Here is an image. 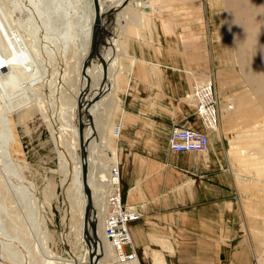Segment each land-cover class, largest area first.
Instances as JSON below:
<instances>
[{"label":"bare ground","instance_id":"obj_1","mask_svg":"<svg viewBox=\"0 0 264 264\" xmlns=\"http://www.w3.org/2000/svg\"><path fill=\"white\" fill-rule=\"evenodd\" d=\"M112 1L114 0L110 2ZM132 1L134 2L133 6L123 7V13L120 14V17L115 15L116 17L114 16L115 19H113L120 26L122 24V32H120L117 41H114L115 47H113L116 50L115 53L117 52L115 58L111 57L110 49L101 46L100 55L105 61L106 69H103L100 63L93 60L87 66L85 74H83V62H85L89 52L91 30L95 18L93 0H89L90 13L84 30L82 49L77 51V56L67 66V76L62 78L65 79L62 81L64 85L65 83L67 84L69 90L66 92L67 94L63 92L59 94L60 107L57 115L58 119H63L62 131H66L70 136L69 147L74 170L72 171L73 178L67 189V194L73 204L74 211L72 212L70 229L73 232L72 234H74L73 243L76 246V250H74L79 251V264H89V256L93 257V264H140L136 256L131 260L125 257V253L120 256L114 244L106 237L108 224H111L121 214L120 210L134 212V214L139 215L138 220L131 223L127 228L128 240L131 242L133 249L135 248V239L143 243V247H145L144 255H147L152 264H166V262L161 250L149 248L148 253V241L158 245L160 249H166L170 256H173L176 252L171 242L163 238L165 233L160 234L161 232H159L157 234L158 231L151 230L149 235H147L143 232L144 223L148 221L143 218L141 212L142 209L139 202L143 201V195L139 185L130 189L126 194L128 202H132L133 205L123 209L119 206L117 200L113 204V198L117 197L119 192L120 182L118 152L115 146H111L110 141L113 137H116L114 131H112V125L116 121V114L121 110L117 88L120 83L124 82L125 67L122 65L120 58H126L131 63L135 61L131 56L130 42L141 38L139 28H143L145 32H148L149 41L154 38H160L163 34H166L167 39L171 34L176 33L175 36L179 40V46L183 47L181 51L183 57L190 60L189 54L193 51L192 43L194 40L198 41L199 38L198 35L190 34L191 30H195L193 27L197 18L188 19L190 17L188 12H184L187 10L185 8H173L175 2H188L187 0ZM217 1L222 7L220 18L224 25L223 36L218 39L223 40L225 44L224 49L218 52L217 56H220L221 61L225 65L219 66L220 68L213 73V75L218 77L217 83L219 84L213 81L215 83L214 89L219 87L218 94L225 92V84L223 83L226 75L225 70L230 67L237 71L239 85L242 84V86L239 91L233 89L232 92L229 91L231 93H228L227 96L221 95L223 96L222 99L220 98L222 107L218 110L219 115H221L219 120L222 119L221 123H218L219 120L216 122L215 114L210 111L205 119L208 123L205 122V124L216 129V133H220L224 156L228 161V168L226 170L224 168L221 169H224L232 180L235 179L241 199L246 202L243 206V211L248 223V231L251 233L250 236L254 239L256 247L253 248L254 264H264V212L259 214L257 210L259 197H261L264 210V0ZM104 6V1L99 0L101 36L106 41L109 38L106 37L108 31H106L107 27L104 24L109 25L110 17L112 18L114 10H112L113 7L106 9ZM144 7L149 8L148 13L143 11ZM106 11L109 12L108 15H105ZM185 16L188 18H184ZM27 18L28 16L24 13L23 19L26 20ZM14 22L16 23L17 20H14ZM13 29L16 33H19L17 28ZM14 44L3 35L0 29V169L8 173V170L12 172L11 168H15L18 171L20 166L22 174L26 177L28 165L22 156V144L18 129L23 128L26 133H29L28 123L37 115H40L47 122L50 129L52 126L43 105L37 102L35 107L30 102V97L26 94L27 85L23 81L20 72V60H22L21 56L23 53H20L22 52L21 49ZM190 55L195 56L196 53ZM230 60L232 65H229V63L227 65ZM3 63L6 65L4 66ZM138 65L139 70L149 71L150 69L154 75L158 74L159 67L157 65L152 64L151 66L144 61ZM174 67L172 66L173 69H175ZM144 68L149 69L145 70ZM185 71L189 91L191 90L192 93L197 91L198 98H200V94H203L205 102H202V105L208 103L210 86L212 85L210 77L212 74L210 77L205 75L207 77L206 82L204 81L205 86L200 88L201 86L195 81L196 78L193 72L187 69ZM104 76H106V79L103 82L102 78ZM196 77L198 78V76ZM56 78L57 76L53 77L50 82L52 88H49L50 91H48L49 94L53 93L50 97L52 104L56 102L55 94L58 83ZM98 85L102 86V88L98 89ZM109 87H111V90ZM84 90L87 93L81 97ZM110 91L112 92L110 93ZM214 92L217 93V89ZM192 93H187L189 96L185 97L186 100L195 103V100H193L194 94ZM94 96H97V100L88 108L91 120L88 121L85 118V121L81 115V119L85 123L83 138H88V143L85 145L86 160L84 164L87 166V186L91 191L92 203L87 221L84 223L83 216L87 207V197L84 193L82 182L81 144L78 141L79 137L77 138V102L80 97V103L85 105ZM246 115H251L254 120H257L252 123L248 122V120L245 121L243 118ZM87 126L89 127L86 128ZM203 131L209 138V146H213L209 133L204 128ZM95 150H98L96 158H94ZM207 151L194 154H200L203 160L207 161ZM66 165L68 164L66 163ZM66 165L62 163L64 170H67ZM95 165H97V173L92 171V167H95ZM113 171L117 174H114ZM31 182L32 189L37 193L34 183ZM46 182L42 191L38 192L39 195L37 194L39 209L43 212L42 218L45 223L42 241L46 259H42L41 264H74L72 259L70 261L62 260L60 259L61 257H57L54 253L52 254L49 250L50 248H47L48 242L53 239L52 232H54H50L49 229L53 222L51 219V202L54 199V180H47ZM191 182L188 183L192 184ZM183 187L179 186L176 191H181ZM68 195L67 199L69 201ZM10 203L11 200L6 185L0 182V237L12 233V236L20 238L21 243L25 246V240L20 237L21 232L24 230L22 231L23 225L19 210ZM23 208L26 214L30 211L26 203ZM29 215L30 220L33 221L32 215L30 213ZM145 224L147 225V223ZM130 226H135L133 227V232L130 231ZM167 235L169 234L167 233ZM121 248L123 250V246ZM16 250L9 246L5 240H2L0 244V260L6 264H22V259ZM36 256L38 257V255L33 254L30 256V264H37ZM0 264L2 263L0 262Z\"/></svg>","mask_w":264,"mask_h":264},{"label":"rangeland","instance_id":"obj_2","mask_svg":"<svg viewBox=\"0 0 264 264\" xmlns=\"http://www.w3.org/2000/svg\"><path fill=\"white\" fill-rule=\"evenodd\" d=\"M106 1H104V3ZM187 1L188 2L177 1L173 4V8L187 9L184 12H188L190 18L187 16L184 18H197V21H194L193 29L195 28V30H191L190 32L191 35L199 36L198 41H193V51L190 53H196V55L189 54V59L192 63H198L199 61V65H197L199 67H205L204 69L198 67L197 69L193 68L187 70L193 72L196 78L195 81L201 86L200 88H204L207 77H210L212 74L210 78L212 79L213 92L217 89L215 95L220 108L222 107V97L224 95L227 96L233 89L239 91L242 86V84L239 85L237 71H235L233 67H230L225 70L226 75L224 76L225 79L223 82L225 84V92L218 94L219 87L214 89V84L218 82V77L213 75V73L220 68L219 66L225 65V63L221 61L220 56H217V53L225 47L224 41L218 39L223 36L224 31V25L220 18L222 7L217 0ZM108 3L109 1H107V4ZM193 3L196 4L193 5ZM24 13L28 16L26 20L23 19ZM89 13V0H0V29L5 37L11 40L13 44L15 43L14 45L17 48L19 47L21 49L22 52H19L24 54H22V60H20V72L23 81L27 85L26 94L30 97V102L34 104L35 107L37 106V102L43 105L52 126L50 129L47 122L43 120L40 115H37L28 123L29 133H26L23 128L18 129L22 144V156L28 165L26 177L22 174V168L20 166L18 171L15 168H11L12 172L8 170V173L0 169V182L6 185L11 200L10 204L17 207L19 210L21 223L23 225L22 231L24 230V233L21 232L22 234L20 237L26 242L25 246H23L20 238L14 237L12 233H9L7 236L0 237V244L2 240H5L9 246L15 248V250L17 249L16 251L22 259V264H30V256H32V254L38 255L39 258L36 256L37 264H41V262L46 259L42 241L45 223L42 218L43 212L39 209L40 205L38 203L37 194L42 191L44 185L47 183L46 181L52 179L54 180V199L51 202V219L53 222L49 229L50 232H54H52L53 239L48 242L47 248H50V252H52V254L54 253L57 257H61L60 259L62 260L70 261V259H72L74 264H79V251H75L76 246H74L75 243H73L74 234H72L73 232L70 229L73 216L72 212L74 211L73 204L70 196L67 194V189L73 178L72 171L74 170L70 152L71 149L69 147L70 136L66 131H62L63 119H58L57 114L60 107L59 94L62 92L67 94L66 92L69 90L67 84L65 83L64 85L62 81L65 79L62 78L67 76V66L72 63L73 59L77 56V51H81L82 49L84 30L87 25ZM108 14L109 12L106 11L105 15ZM106 17L108 18V16ZM14 20H17V22L15 23ZM13 28H17L19 33H16ZM118 34L120 33L115 32L113 38L117 39ZM175 34H171L169 38H167L170 43V70L186 72V69L182 68V65L185 67V57H183L181 53L183 47L179 46V40ZM107 38H109V34ZM200 55H202V57H200ZM96 62L99 63L98 61ZM228 63L232 65L231 60L227 62V65ZM3 64L4 66L6 65L5 63ZM3 64H1V66H3ZM172 66H175V69H173ZM54 76H57L56 82L58 83L56 85L55 94L56 102L52 104L50 97L53 93L51 92L49 94L48 91H50L49 88H52L50 82ZM196 76H198V78ZM213 81L216 82L214 83ZM188 93L191 94L192 91L190 90ZM185 96H187V94ZM185 96L181 99L182 101L178 100V102L181 103V108L184 106L186 109L188 106L192 108L189 104H193L194 102L191 103L189 100H186V98L184 99ZM163 99V96H159L158 101L153 106L155 110H151V113L158 116L169 115L170 112H168L167 108L168 104H166ZM121 115H123V111L122 113L116 114V119ZM193 117L198 119L197 115ZM220 117L221 115H219V118ZM82 118L86 121L83 114ZM243 119L251 123L257 120H254L251 115H246ZM221 121L222 119L219 120L218 123L220 124ZM115 122H113L112 131ZM206 123L208 122L206 121ZM205 126V131L209 133L213 142L212 145L219 151L223 149V147H221L222 142L220 140V133H216V129L209 127L208 124H205ZM88 127L89 126L86 128ZM198 128H201V126ZM159 129V133L155 135V139L159 143L160 151H152L145 142L134 145V149L142 154H145L146 151H151L154 157L163 155L166 157L164 161H167L169 165L178 166L177 162L181 160L178 157L179 154H163V152L167 151L166 140L169 128L167 126H162ZM163 129L165 131L162 132L161 130ZM144 137V134H142V139ZM113 139L114 137L110 141L111 146H114ZM126 146L129 151L131 146ZM126 148H123L125 153L127 152ZM209 150L210 149L206 152L207 157ZM97 151L98 150L94 151V158H96ZM222 153L219 157L222 159L223 168L227 169L228 161L223 151ZM190 160H193V158ZM62 163L65 165L66 163L68 164L66 165L67 170H64ZM96 166L97 165L92 167L94 173H97ZM30 182L34 183L37 193L32 189ZM120 183L119 192L117 197L113 198V204H115L117 200L119 206L126 209L127 205H125L124 199L125 188L122 186L121 178ZM212 185L215 186V184ZM221 185L219 187L217 184L219 188L226 191L225 199L228 203V209L233 211L231 214L199 216L197 217V222L191 221L186 223V225L189 226L187 228L188 231L181 230L172 224L171 222L174 221L172 219H170L172 221L168 223L165 222L161 224L154 223L143 217L148 221L145 222L147 225L144 223L143 232L147 235H149L151 230L158 231L157 234L159 232H161L160 234L165 233L163 238L169 240L176 249L175 254L170 256L166 249H160L158 245L148 241V246L146 245L148 253L150 249L161 250L166 264H254L255 258L253 248L255 247V243L253 241L254 239L250 236L251 233L248 231V223L243 211V206L246 202L241 199L235 179L229 186L223 185L222 187ZM20 200H22V202H20ZM258 200L257 210L259 214H263L264 210L261 197H259ZM25 203L30 210L27 214L23 208ZM130 206L131 205H128V207ZM29 213L32 215L33 221L30 220ZM167 233L169 235H167ZM181 237L184 239V242L180 249H178ZM135 240L134 251H136L137 254H135V256L138 258L140 264H152L147 258V255H144V244ZM139 245L142 247V251L140 249L139 253H137L136 246ZM0 262L6 264L1 260Z\"/></svg>","mask_w":264,"mask_h":264},{"label":"crops","instance_id":"obj_3","mask_svg":"<svg viewBox=\"0 0 264 264\" xmlns=\"http://www.w3.org/2000/svg\"><path fill=\"white\" fill-rule=\"evenodd\" d=\"M107 1H109V5ZM107 1L104 7L106 9L113 7L112 10L115 12L112 18L110 17L109 25L104 24L109 34V39L104 42L107 43L105 46L110 49L111 57L115 58L117 52L115 53L114 47L118 38L114 39L113 34L122 32V24L120 26L113 19L117 15L120 17V14L123 13V7L133 6L134 2L132 0H114L112 1L113 3L110 2L111 0ZM143 11L148 13L149 8L144 7ZM139 30L141 38L130 42L131 56L135 61L131 63L126 58H120L122 65L125 67V72L124 82L118 85L117 91L121 104L119 113L123 111L124 116H119L113 127L116 135L113 139L114 146L118 152L119 182L121 178L122 186L125 188V205L128 206L129 204L126 198L127 192L139 185L143 195V201L139 202V204H141L144 218L161 224L174 220L171 222L172 224L181 230L188 231L187 228L189 226L186 223L197 222V217L199 216H209L210 214L225 215L233 212L228 209V203L225 199L226 191L219 188L221 184L222 187L223 185H231L233 180L226 173V169H221L223 166L219 155L223 149L219 151L214 145L209 147L207 161H204L200 154L170 153L166 149L167 151L163 152V154H179L178 157L181 160L177 162L178 166L169 165L167 161H164L166 157L163 155L154 157L151 151H146L145 154H142L134 149V145L145 142L152 151H160L155 135L159 133V128L162 126L169 128L168 134L171 126L175 124L193 128L200 127L199 119L193 117V109L189 106L187 109L185 106L181 108V103L178 102L189 92V89L185 74H183L184 71L170 70L169 41L166 39V34H163L160 38L152 39V42L149 41L148 32H145L143 28H139ZM112 32L114 33L111 34ZM108 34L106 35L108 36ZM111 39L114 40L112 41ZM184 60L185 67L182 65L183 69H197L199 67L197 66L199 61L198 63H192L187 58H184ZM142 61L151 66L152 64L157 65L159 67L158 74L154 75L149 68H144L145 70L149 69V71L139 70L138 64ZM199 68L204 69L205 67ZM109 88L111 90V87ZM159 96L164 97L163 100L168 104V112L171 114L158 116L150 112L155 110L153 106L158 101ZM85 102L87 101L85 100ZM142 134L145 136L143 139ZM211 143H213L212 140ZM126 145L131 146L129 151ZM124 147L127 150L126 153L123 151ZM191 158L193 160H190ZM191 180L194 182H191ZM212 184H215V186ZM179 186L184 187L181 191H176ZM130 205H133V203L130 202ZM133 227L135 226H130V231L132 232ZM132 232L131 234L133 235ZM181 239L179 240L178 249L184 242L182 237ZM136 248L137 253H139L140 249L142 251L140 245L136 246Z\"/></svg>","mask_w":264,"mask_h":264},{"label":"built area","instance_id":"obj_4","mask_svg":"<svg viewBox=\"0 0 264 264\" xmlns=\"http://www.w3.org/2000/svg\"><path fill=\"white\" fill-rule=\"evenodd\" d=\"M210 87L209 102L202 105L204 101V95L200 94V98L197 95V91L194 94V104H190L194 109V116L197 115L201 128H193L183 125H173L170 128V132L167 136V150L170 153H203L207 151L209 147V138L203 131L206 129L205 122L208 114L212 111L215 114V119L218 121L219 111L218 102L213 92V85ZM114 174H117L113 171ZM121 214L114 219L111 224H108L106 229V237L114 244L116 251L120 256L125 253V257L128 259H134L136 252L131 247V242L128 240V226L138 220L139 215L134 212L126 210H120ZM110 222V220H109ZM108 222V223H109ZM123 246V250H121Z\"/></svg>","mask_w":264,"mask_h":264},{"label":"water","instance_id":"obj_5","mask_svg":"<svg viewBox=\"0 0 264 264\" xmlns=\"http://www.w3.org/2000/svg\"><path fill=\"white\" fill-rule=\"evenodd\" d=\"M94 4V10H95V18L91 30V38H90V45H89V52L86 57L85 62H83V67H82V72L85 74V70L87 66L90 65V63L95 60L98 61L102 66L103 69H106V64L104 59L101 58L100 55V48L101 46L106 47V43L104 42L102 36H101V26H100V14H99V0H93ZM106 79V76L102 78V81L104 82ZM88 86V82H87ZM102 88V86H100ZM100 89V88H99ZM87 93L85 90L83 91L81 97ZM81 98L79 97L78 102H77V124H78V137H79V142L81 144V160L83 162L82 166V182L84 186V192L87 197V207L84 210V223L87 221L89 209L91 208V191L89 187L87 186V166L84 164L86 160V152H85V145L88 143V138H83V129L85 127V123L81 119V115L83 114L85 118L89 121L91 120L89 114H88V108L89 106L94 103L97 100V96H94L91 101L87 102L85 105H82L80 103ZM90 123V122H88ZM84 140V141H83ZM89 264H93V257L89 256Z\"/></svg>","mask_w":264,"mask_h":264}]
</instances>
